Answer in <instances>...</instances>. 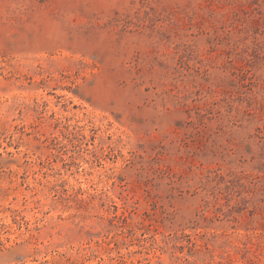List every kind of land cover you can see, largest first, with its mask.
Here are the masks:
<instances>
[{
    "label": "rangeland",
    "instance_id": "374dc122",
    "mask_svg": "<svg viewBox=\"0 0 264 264\" xmlns=\"http://www.w3.org/2000/svg\"><path fill=\"white\" fill-rule=\"evenodd\" d=\"M0 264H264V0H0Z\"/></svg>",
    "mask_w": 264,
    "mask_h": 264
}]
</instances>
